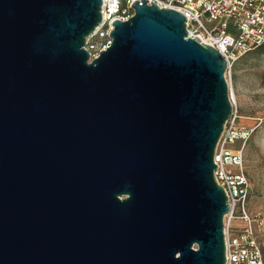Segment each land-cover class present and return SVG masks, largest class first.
<instances>
[{"label": "water", "instance_id": "water-1", "mask_svg": "<svg viewBox=\"0 0 264 264\" xmlns=\"http://www.w3.org/2000/svg\"><path fill=\"white\" fill-rule=\"evenodd\" d=\"M101 3L0 0V264H225L226 60L135 0L88 63Z\"/></svg>", "mask_w": 264, "mask_h": 264}, {"label": "built area", "instance_id": "built-area-1", "mask_svg": "<svg viewBox=\"0 0 264 264\" xmlns=\"http://www.w3.org/2000/svg\"><path fill=\"white\" fill-rule=\"evenodd\" d=\"M134 1L102 0L101 21L84 44L88 63L111 44L112 21H125L134 14L131 7ZM150 2L182 13L188 36H197L200 42L224 56L225 73L241 56L264 44V0H147ZM229 97L231 115L213 155L214 180L224 189L229 204L223 217L225 264H264V252L255 229L263 225L264 219L253 216L246 207L251 185L244 170V150L255 126L236 125L239 113L231 93Z\"/></svg>", "mask_w": 264, "mask_h": 264}, {"label": "rangeland", "instance_id": "rangeland-1", "mask_svg": "<svg viewBox=\"0 0 264 264\" xmlns=\"http://www.w3.org/2000/svg\"><path fill=\"white\" fill-rule=\"evenodd\" d=\"M225 78L239 113L236 125L255 126L244 150V170L251 185L246 207L264 219V46L237 59ZM255 229L264 252V223Z\"/></svg>", "mask_w": 264, "mask_h": 264}, {"label": "trees", "instance_id": "trees-1", "mask_svg": "<svg viewBox=\"0 0 264 264\" xmlns=\"http://www.w3.org/2000/svg\"><path fill=\"white\" fill-rule=\"evenodd\" d=\"M262 46H264V44H263ZM262 46H260V47H262ZM260 47H259V48H260Z\"/></svg>", "mask_w": 264, "mask_h": 264}]
</instances>
